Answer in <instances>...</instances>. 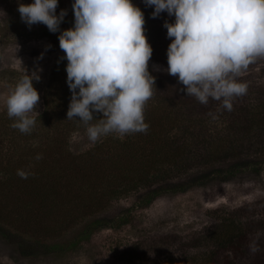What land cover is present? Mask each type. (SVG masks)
<instances>
[{
    "label": "trees",
    "instance_id": "trees-1",
    "mask_svg": "<svg viewBox=\"0 0 264 264\" xmlns=\"http://www.w3.org/2000/svg\"><path fill=\"white\" fill-rule=\"evenodd\" d=\"M134 4L144 12L145 34L153 47L152 57L168 62L167 48L171 40L162 49L159 47L160 39L168 40L165 21L157 23L152 17L154 6L144 2ZM10 6L18 15V6L12 2ZM74 20L73 13L65 16L57 32L43 26L44 34L56 49L60 48V31L74 26ZM165 20L174 22L175 16ZM67 63V59H58L53 67L43 92V107L30 113L36 120L31 132L12 127L18 118L10 117L7 111H0V239L26 258L66 255L90 240L98 230L121 228L129 223L136 208L147 207L162 195L183 193L216 179L225 166H215L210 173L201 169L189 173L191 169L184 162L197 154L188 153L185 145L175 140L173 131L182 132L191 124L196 126L194 120L204 124L207 117L225 116L232 122L238 118V113L233 111L237 109L235 100L239 97L233 98V108L228 110L223 107L222 99L209 98L207 104L197 99L184 104L178 103L180 99L173 93L157 96L159 85L165 87L171 81L177 82L178 78L171 74L160 77L149 66L156 77V86H153L154 95L151 97L155 99H149L145 105L147 131L133 132L125 138L116 135L108 142L77 152L70 148L69 137L84 122L67 118L72 95L67 83ZM257 97L254 115H264V96L261 99L257 94ZM196 102L200 104L199 109L193 106ZM244 113H251V110L245 108ZM154 114L159 116L154 117ZM94 115L99 118L102 113ZM97 118L90 122L96 123ZM201 124L197 125L204 131L205 125ZM201 130L190 132L189 128L186 139L191 136L199 140L198 137H204ZM194 151L231 161L227 171L241 170L245 162L253 164L248 162L249 150L241 148L233 149V153L224 148L198 151L194 147ZM37 154H42V158L36 159ZM259 158L264 161V152ZM18 169L32 174L22 178ZM125 196H129L125 199L129 201L123 203ZM262 224L264 226V221ZM245 225L249 226L250 222L246 220ZM220 226L222 228L213 231L217 235L215 237L233 245L232 254L213 253L206 260L208 264H264L258 253H251L250 240H244L247 237L233 242L235 233L227 228L229 224ZM246 227H240L243 234L247 233ZM190 245H195L194 240L178 235L154 236L148 242V247L156 252H168L175 247L184 249Z\"/></svg>",
    "mask_w": 264,
    "mask_h": 264
},
{
    "label": "clouds",
    "instance_id": "clouds-1",
    "mask_svg": "<svg viewBox=\"0 0 264 264\" xmlns=\"http://www.w3.org/2000/svg\"><path fill=\"white\" fill-rule=\"evenodd\" d=\"M154 6L152 17L166 11V71L185 88L179 91L207 104L222 99L232 110L234 97L246 94L248 84L237 77L258 57H264V0H144ZM59 0L20 3L21 19L29 27L43 23L57 32L67 10L57 13ZM74 26L60 31L71 100L67 118L87 125L88 138L98 141L109 133L121 136L147 131L144 110L153 96L156 77L149 70L153 47L145 34V15L133 0H73ZM43 53H41V57ZM158 67V66H157ZM24 75L7 97V113L18 119L12 127L31 132L40 94L33 80L39 66ZM102 113L97 118L94 113ZM97 118V122H88ZM37 154L36 159H41ZM32 173L18 169L27 178ZM259 234L250 244L258 252Z\"/></svg>",
    "mask_w": 264,
    "mask_h": 264
},
{
    "label": "rangeland",
    "instance_id": "rangeland-1",
    "mask_svg": "<svg viewBox=\"0 0 264 264\" xmlns=\"http://www.w3.org/2000/svg\"><path fill=\"white\" fill-rule=\"evenodd\" d=\"M11 2L18 6L20 3H30L31 0H0V51L2 52L0 111H7V97L17 82L27 74L25 69L31 72L39 66L42 68L41 79L33 80V84L39 91L40 99L32 111L34 112L43 107V92L49 82L52 69L58 59L63 60L62 57L65 54L64 50L56 49L50 43L42 30L45 24L38 23L29 27L22 21L18 9V15H16V9L10 6ZM133 2L142 3L144 0H133ZM72 4L73 0H59L57 13L61 9H66V16L74 14ZM173 16H168V13L164 11L155 17V20L157 23H163V20L166 21V18L171 19ZM169 22L173 21L169 20ZM165 33L167 34V28ZM167 38V41L160 39L161 49L173 39L168 36ZM41 53H43L42 58H40ZM149 66L152 72L160 77H166L169 74L166 71L168 62H161L151 56ZM237 78L246 81L250 86L247 95L237 96L239 98L235 100L237 109L233 112L238 113V118L232 122L225 116H217L213 119L207 117V122L204 124H201L203 121L194 120L193 123L196 126L192 124L191 127L188 126L190 132H199L197 130L202 129L197 124L205 125L204 131L201 130L204 137H198L199 140H194L191 136L186 139V134L190 133L189 128L182 132L173 131L175 140L185 145L188 153L197 154L194 156L192 153L194 157L184 162L187 168L191 169L189 173L198 172L200 169L209 170L207 172L210 173L215 166L223 165L225 169L219 177L183 193L162 195L151 205L136 208L131 215V221L123 227L98 230L90 240L63 256L26 258L20 255L12 245L0 239V264H190L191 262L208 264L206 260L213 253L232 254L233 245L221 241V238L215 237L217 235L213 232L218 230V227L222 228L220 226L222 223L229 224L227 228L235 233L232 236L233 242L244 237H247L244 238L245 241L251 242L259 234L257 243L260 250L255 253H258L264 262V226L262 224L264 221V161H260L259 158L264 152V115H254L257 112V94L261 99L264 96V57H258ZM171 83H167L165 87L159 85L157 96L161 97V93L166 92L170 95L173 93L177 99H180L178 103L184 104L197 100L196 97L179 91L185 88L179 81H171ZM150 99L154 100L155 97ZM199 105L197 102L193 104L195 109H199ZM245 108L251 110V113L245 114ZM196 113L197 111L194 112ZM86 129L87 125L84 123L73 130L69 137V146L72 150L84 151L93 145L108 142L113 136L120 135L113 132L92 142L88 138ZM132 133L124 134L122 137L125 138ZM194 147L198 151H207L208 148L219 151L224 148L231 153L236 148L249 150L248 162L253 164L248 165L245 162L243 169L233 170L234 172L228 169L232 174L227 173L226 168L231 161L198 153L194 151ZM225 174L226 177H224ZM127 197L129 196L123 197V203L129 201L125 200ZM246 220L250 222L247 227ZM257 222L258 225L255 224ZM241 226L247 228V233L243 234ZM177 235L187 240H194L195 245L184 249L171 248L168 252H156L148 247V242L154 236L175 237Z\"/></svg>",
    "mask_w": 264,
    "mask_h": 264
}]
</instances>
